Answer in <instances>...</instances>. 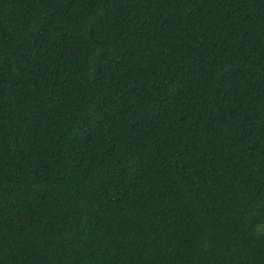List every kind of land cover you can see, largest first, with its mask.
<instances>
[{"label": "trees", "instance_id": "1", "mask_svg": "<svg viewBox=\"0 0 264 264\" xmlns=\"http://www.w3.org/2000/svg\"><path fill=\"white\" fill-rule=\"evenodd\" d=\"M0 264H264V0H0Z\"/></svg>", "mask_w": 264, "mask_h": 264}]
</instances>
